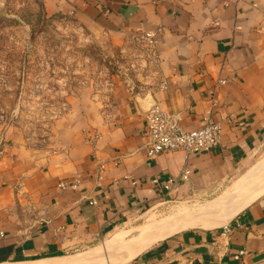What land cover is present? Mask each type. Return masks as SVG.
Masks as SVG:
<instances>
[{
	"label": "crops",
	"instance_id": "crops-1",
	"mask_svg": "<svg viewBox=\"0 0 264 264\" xmlns=\"http://www.w3.org/2000/svg\"><path fill=\"white\" fill-rule=\"evenodd\" d=\"M43 4L48 15H71L114 47L158 32V73L113 77L107 94L81 98L36 139L0 123V264H65L146 212L212 195L254 166L264 150V0ZM154 105L180 114L186 129L221 122L219 145L149 157L145 115ZM187 169L189 178L171 191L151 183ZM159 228L135 255L139 234L126 243L114 235L109 244L123 248L119 264H264V189L220 226Z\"/></svg>",
	"mask_w": 264,
	"mask_h": 264
},
{
	"label": "rangeland",
	"instance_id": "rangeland-1",
	"mask_svg": "<svg viewBox=\"0 0 264 264\" xmlns=\"http://www.w3.org/2000/svg\"><path fill=\"white\" fill-rule=\"evenodd\" d=\"M133 43L131 40L129 48L114 47L71 15H48L43 0H0V123L18 126L36 139L81 98L107 94L113 77L138 79L141 72L130 66L135 55ZM262 158L264 150L256 156L255 164ZM237 180L212 195L150 210L97 247L62 263L119 264L123 248L109 244L114 235L121 234L118 237H125L126 243L138 234L143 240L148 234L145 228L161 227L157 232L166 233L187 229L205 218L220 221L223 213L208 212V207L232 194ZM259 192L246 196L244 204Z\"/></svg>",
	"mask_w": 264,
	"mask_h": 264
},
{
	"label": "built area",
	"instance_id": "built-area-1",
	"mask_svg": "<svg viewBox=\"0 0 264 264\" xmlns=\"http://www.w3.org/2000/svg\"><path fill=\"white\" fill-rule=\"evenodd\" d=\"M157 40L158 32L156 31L144 32L132 37L136 47L130 66L132 69L139 70L141 77L148 78L158 73L157 66L160 58L156 48ZM219 83L225 84L226 81L220 80ZM145 116L146 132L149 138L146 150L149 157L176 150H181L187 155H196L205 150H211L220 143L222 123L219 121L206 119L201 127L186 129L180 114L166 112L158 105L152 106ZM99 173L101 178L104 173L103 167ZM190 173L187 169L179 177H169L165 181L154 178L151 183L171 191L181 182L186 181ZM79 185V179L71 183L73 189H77ZM60 187L65 188L66 184L62 183ZM0 236L3 237L4 234L0 232ZM244 254V251H240L234 258L240 260Z\"/></svg>",
	"mask_w": 264,
	"mask_h": 264
},
{
	"label": "bare ground",
	"instance_id": "bare-ground-1",
	"mask_svg": "<svg viewBox=\"0 0 264 264\" xmlns=\"http://www.w3.org/2000/svg\"><path fill=\"white\" fill-rule=\"evenodd\" d=\"M263 189H264V158H262L254 166H252L235 183V188H234V191L232 192V194L220 197L219 199L216 200L215 204L212 207H208L209 208L207 210L208 212H220V213H223L222 216H221L222 218H221L220 221L205 218V219L196 221L195 223H197V224L193 225V226L204 228V229H210V228H214L216 226H220V225L224 224L233 215H235L237 213V211L239 210L240 206L244 203L245 199L248 198L246 196L251 194L253 191H260L261 192ZM230 205H233V207L230 208ZM208 212L206 214H208ZM208 217H210V216L208 215ZM169 229H170V226H169ZM151 230L152 229L149 230V229L145 228V233L147 234ZM172 231L170 233H172ZM159 233H160V231H159ZM161 236H163V235H161ZM138 238H140V237H137V239H135V241H132L133 244H131V253H130V255H135L136 252L139 249L138 246H136V245L141 240L138 239Z\"/></svg>",
	"mask_w": 264,
	"mask_h": 264
}]
</instances>
